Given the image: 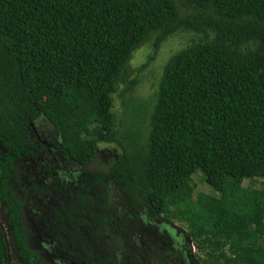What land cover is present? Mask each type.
Listing matches in <instances>:
<instances>
[{"label": "trees", "instance_id": "trees-1", "mask_svg": "<svg viewBox=\"0 0 264 264\" xmlns=\"http://www.w3.org/2000/svg\"><path fill=\"white\" fill-rule=\"evenodd\" d=\"M179 35L187 44L153 93L137 94L135 52L152 50L142 73ZM43 118L53 143L34 133ZM100 145L116 157L87 170ZM44 149L83 167L75 187L44 167ZM24 164L31 194L60 195L43 224L77 264H124L99 249L108 233L132 245L111 187L128 213L186 225L204 264H264V188L243 186L264 179V0H0V202L16 253L0 225V264H50L30 247L12 191ZM197 174L218 194L195 198Z\"/></svg>", "mask_w": 264, "mask_h": 264}, {"label": "rangeland", "instance_id": "rangeland-1", "mask_svg": "<svg viewBox=\"0 0 264 264\" xmlns=\"http://www.w3.org/2000/svg\"><path fill=\"white\" fill-rule=\"evenodd\" d=\"M187 39L188 35H179L171 38L162 46L155 60L142 73H138L136 70L146 63L148 55L152 50L148 44H145L135 52L130 67L132 72L134 71L133 76H139L141 80L137 94L147 97L153 93L168 58L185 47ZM120 106V101L116 100L115 111L117 114L120 112ZM34 126V133L39 138H43L45 143L55 142L52 127H50L44 118L35 122ZM112 150L114 149L109 146L100 145L96 159L85 168L96 171L105 170L107 164L116 157V153ZM42 155L46 160L44 161V167L52 164L53 168L59 169L60 174L64 177L62 178L63 184L67 188L75 187L78 175L83 167L80 165H69L61 159H55L47 149L42 151ZM40 164L36 162L34 167L32 164H24L22 167L17 166L15 172L18 175L19 181L12 187V191L23 203V222L30 232V244L35 249H43L42 255L46 259L53 260L57 255L51 249L59 250V244L54 240L52 232L45 229L43 218L45 215L52 214V210L55 208L60 195L53 190H49V193L45 194L42 198H38L30 193L28 186L30 174L33 172L29 170L31 167L37 169ZM45 176L43 175L42 178L46 179ZM193 183L195 186V198L200 193L218 194V191L214 189L211 183L200 174L193 177ZM243 186L264 188V179H256L253 182L245 180ZM108 196L118 216V225L126 229L127 237L130 239L132 245L128 249H120L122 241L118 238H113L108 233L104 236V242L100 245L99 249L101 251L109 250L117 259L122 260L124 264H157L156 259L153 258L156 250L165 254L168 264H204L202 260L205 259V255L199 252L196 246L191 244L185 236L187 232L186 225L180 224L177 221H174L173 224L156 221L150 218L147 213H128L124 206L125 202L119 197L118 191L112 187ZM0 224L10 240L11 225L8 223L7 211L3 205H0ZM188 242L190 243V253L186 247ZM65 263L67 264L68 262ZM68 264L74 263L69 262Z\"/></svg>", "mask_w": 264, "mask_h": 264}, {"label": "flooded vegetation", "instance_id": "flooded-vegetation-1", "mask_svg": "<svg viewBox=\"0 0 264 264\" xmlns=\"http://www.w3.org/2000/svg\"><path fill=\"white\" fill-rule=\"evenodd\" d=\"M18 180H19V178H18ZM15 195V194H14ZM16 196V195H15ZM36 196V195H35ZM16 198L18 199V201H20V199L16 196ZM21 202V201H20ZM22 203V202H21ZM0 205H3L4 207H5V209H6V211H7V220H8V214H9V211H8V209L6 208V205L4 204V203H2V202H0ZM22 217H23V203H22ZM9 223V222H8ZM10 224V223H9ZM1 225V224H0ZM11 225V224H10ZM1 227H2V225H1ZM44 227H45V225H44ZM2 229H3V227H2ZM3 231L5 232V230L3 229ZM50 232V231H49ZM11 234H12V229H11ZM29 236H30V233H29ZM4 237H5V240H6V242H7V244L9 245V249H8V254L10 255V256H12V257H14V255H16V253L11 249V245H10V242H9V239H8V237L6 236V233L4 234ZM28 242H29V237H28ZM59 244V243H58ZM29 245H30V247H32L34 250H37L39 253H40V256L41 257H43V258H45V256L44 255H42L43 254V249H35V247H33L31 244H30V242H29ZM97 246V245H96ZM60 248H61V246H60V244H59V250H54V249H51V250H53V253L55 252V254L57 255V257L56 258H54L53 260H50V259H46L45 258V260H47L50 264H66L65 262H70V263H74V264H77V262L75 261V258H73L72 256H70V255H68L66 252H62L61 250H60ZM44 249H46V248H44ZM46 250H48V249H46ZM49 251V250H48ZM60 259H63V260H60ZM67 263V264H68Z\"/></svg>", "mask_w": 264, "mask_h": 264}, {"label": "water", "instance_id": "water-1", "mask_svg": "<svg viewBox=\"0 0 264 264\" xmlns=\"http://www.w3.org/2000/svg\"><path fill=\"white\" fill-rule=\"evenodd\" d=\"M7 248L9 249V245L7 244Z\"/></svg>", "mask_w": 264, "mask_h": 264}]
</instances>
